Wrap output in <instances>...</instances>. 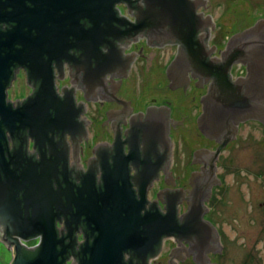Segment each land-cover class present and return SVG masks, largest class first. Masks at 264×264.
I'll use <instances>...</instances> for the list:
<instances>
[{"label":"water","instance_id":"water-1","mask_svg":"<svg viewBox=\"0 0 264 264\" xmlns=\"http://www.w3.org/2000/svg\"><path fill=\"white\" fill-rule=\"evenodd\" d=\"M114 1L120 0H0V239L13 248L9 264H65L70 256L71 264H149L170 235L182 246L171 249L169 264L183 260L181 250L193 253L198 264L216 263L209 262L206 251L221 252L216 227L202 218L208 211L203 200L212 193V184L220 183L214 159L219 153L228 154V149L220 152V147L236 138L238 122L249 117L264 122V19L232 35L221 57H209L216 47H208L209 27L215 23L210 14L203 17L202 11H195L200 4L205 8L206 0H123L135 21L119 14ZM138 34L146 35L149 44L179 42L166 68L171 88L183 84L185 90L189 69L193 77L198 76L196 85L202 86L212 76L207 94L200 97L203 112L197 121L206 135L222 143L213 151H193L191 162L203 161V165L199 171L192 170L187 197L181 187L159 189L166 212L157 200L148 201L145 193L151 179L158 177V168L164 170L167 182L174 183L166 169L169 108L149 105L144 118L142 111L131 114L121 140L120 122L126 123L131 106L129 100L113 94L120 79L111 76H125L137 54H123L122 48ZM64 60L73 84L63 85L61 96L53 76L64 75ZM238 60L247 64V74L232 81L229 70ZM16 65H23L33 89L22 105L16 99L12 108L9 100L5 105L4 86L15 77ZM75 85L88 99L98 94L123 102L120 109L106 110L108 118L101 125L111 119L114 141L92 147L97 156L89 158L85 171L77 164L78 141L81 135L87 137L88 119L78 113L85 110L83 101H73ZM65 131L72 142L70 167ZM28 135L34 138L33 152L26 149ZM131 167L134 174L129 172ZM132 184L137 185V193ZM182 198L189 205L178 216L177 202ZM62 217L63 226L58 229L55 223ZM76 231H83V240H76ZM38 234L39 242L33 246L19 240ZM182 239L189 241L188 248Z\"/></svg>","mask_w":264,"mask_h":264},{"label":"flooded vegetation","instance_id":"flooded-vegetation-1","mask_svg":"<svg viewBox=\"0 0 264 264\" xmlns=\"http://www.w3.org/2000/svg\"><path fill=\"white\" fill-rule=\"evenodd\" d=\"M114 7H117L118 13L126 16L130 21H135V14L130 13L128 11V6L125 1H114ZM205 8L203 4H200L196 7V12H203V17L207 14H210L213 18V22L215 26L209 27V38H208V47H211L213 44L216 46L215 51L209 54V57L218 56L221 57V51H223L226 47L227 40L234 35L235 33L245 30L251 26H253L259 19H264V9L257 10L254 12L253 16L249 19H238L237 22L234 23L233 17H228L227 23L229 24L228 28H226L223 32L224 37L220 36V24L224 23L225 19H220L219 12L216 11L214 6V0H206ZM264 7V5H263ZM249 11V10H248ZM234 23V24H232ZM179 42H164L162 45L158 44H149L147 42L146 35L142 34L140 36L137 35L136 39H130L126 46L122 48L123 54L126 52L134 51L135 54L127 74L125 76H111L112 79L117 80L120 79V83L118 88L113 92L115 96L122 100H129V105L131 106V111L125 115L126 123L120 122V131H121V140L126 137L124 133L125 128L130 127L129 116L131 114L137 113L138 111H142V118H144L146 114V107L149 105L160 106L165 105L169 108V118L172 120H168V133L170 141V149H169V162L168 167L166 168L168 171H171V175L174 178V183L167 182L164 179L165 172L162 168H158V177L151 179V185L146 187V199L148 201H152L153 199L157 200V204L162 212H166V208L163 205L166 204L165 201H162L157 192L161 188L169 187L172 189L181 187L182 190L185 191V195L192 189V184L189 182L192 170L199 171L201 170L200 166L203 165V161H195L191 162L193 158V151L199 148H205L210 151L216 150V147L222 143V141H217L215 137H209L206 135L198 126L197 117L200 113L203 112L202 101L200 97L203 94H207L209 88V82L212 79L210 76L205 82L202 81V86L196 85L195 81L198 80V76L191 74V69L187 70V76L189 77V82L184 90L183 84L176 85L171 88L169 86L170 78L166 74V68L168 64L174 59L177 54V47ZM142 46L140 52L138 50ZM143 54V55H140ZM145 55V56H144ZM63 62V71L64 75L61 76H53V82L55 85L56 92L58 91L61 96H63V91L61 87L66 85L67 88L70 87L73 82L71 81V75L69 74V67L67 60ZM246 63H243L241 60L233 61L231 63V67L229 73H231L232 81L236 80L238 76L245 77L247 74ZM53 74L57 75V67L53 66ZM110 73L106 72L105 77L109 78ZM143 75H149L151 77V83L147 87V91L141 90L143 88L144 79ZM14 76L9 79V86L5 84L4 92H5V105H7L8 100L12 104V108H16L17 101L19 100V105H22V99L27 97L28 94L32 93L33 86L29 84L26 80V70L23 65H16V70L14 71ZM143 81V82H142ZM156 82H159L160 85L157 86ZM110 84V80H107V85ZM161 86V89L159 87ZM155 87H158L156 89ZM143 91V92H142ZM109 92H112L109 89ZM162 96H157V95ZM73 101L76 104L79 100L83 101L84 109L82 112L78 111L81 117L84 119H88V122L84 124V127L87 132L86 139L83 135H81V139L79 142L78 155L79 159L77 160V164L82 166L83 171L88 167V160L90 157L97 156L95 152L92 151V147L96 143L107 142L108 144H112L114 141V130L111 127V119L107 120V123H102V121L106 120L107 114L106 110L109 109H120L123 106V102H118L116 99H104L97 97L95 99H88L84 96L83 89L77 85L74 87V92L72 93ZM160 97V98H159ZM183 117V119H182ZM182 119V120H181ZM181 120V123H176L174 126L171 124V121ZM257 126V127H256ZM258 130L259 133H255ZM6 134L9 135V131L6 129ZM70 137V133L65 131V139L68 144V167L71 165L72 157V142ZM236 138H231L226 141L225 145L220 147V152L223 149H228L229 152L225 156L224 153L218 154V159H214L215 163V174L218 178H220V183L212 184L211 186V194L207 196L208 199H204L203 203L208 207V211H205L202 214V218L208 219L217 229L220 235V241L223 244L221 247V252L219 250L213 251L208 250L205 252L209 257V262H216L214 264H220V257L225 254L226 245L223 241V233H225V228L220 227V225L212 218L211 211L213 209L212 203L214 200H217L222 196V194L218 193V190L224 191V185L226 183L225 176H222L225 168L223 163V159L226 157L230 158L229 164V205L231 214L233 215L239 209H242L244 206L245 215L250 214L251 211H255L259 209L261 206L264 207V199L259 198L257 194L252 193L246 195V189L243 187V182L247 178L248 169L244 160L246 157L243 154L236 153V146L240 143L250 144L251 139L257 141L259 140L260 147H264V122L258 118L249 117L245 120L239 121L237 125V132L235 133ZM33 143L34 138L28 135L27 138V151L33 152ZM142 142H139V147H141ZM8 146L11 149L12 142L11 139H8ZM185 146V149L182 148ZM179 148L182 151L181 158L182 162L178 165V168L175 163V151ZM259 148V149H261ZM128 143L127 141L123 142V152L124 154L128 153ZM258 149V150H259ZM264 149V148H262ZM36 157L39 158V153L36 152ZM209 168V164L205 165ZM264 170V169H263ZM131 174H134V167H131L129 170ZM101 169L99 168L98 172H95V175H100ZM238 178H244L243 181H240V185L236 186V182ZM132 187L135 188V193H137V185L132 184ZM188 188V191L187 189ZM226 187V189H228ZM249 203L254 204V207L251 210H248L247 205ZM146 208H148V203H145ZM187 198H182L181 202H177V215L180 216L181 213L187 212L188 209ZM255 205L259 207L256 208ZM264 210V208H263ZM144 211V208L141 209V212ZM64 218H61V222L56 220V227L60 229L63 226ZM229 229L231 231H235V228L232 224H229ZM66 232V229H63ZM83 231H76V240H83ZM61 235L59 231L58 236ZM36 238L35 242L29 244L28 241L30 239ZM40 234L28 238L23 239L19 237V240L25 244L26 246H33L39 242ZM92 240V238H90ZM181 242L189 247V241H185L182 239ZM244 247V249H233V253H231V263L230 264H251V259L249 258V252L245 250V244L239 243ZM182 246V244H178V241L174 239L173 235L166 236L163 239V246L158 255L151 257L149 260V264H169L170 259V251L174 247ZM8 252L9 258L4 264H9L13 257V248L8 247L6 242L0 239V257L3 255V252ZM259 251H263V254H259V263L264 264V247L259 249ZM182 254L185 256L183 260L175 259L176 264H198L193 259V253H189L187 255L185 250H181ZM124 258L127 257L126 253L123 252ZM73 261V256H70L68 259L65 258V264H71ZM256 264V263H254Z\"/></svg>","mask_w":264,"mask_h":264},{"label":"rangeland","instance_id":"rangeland-1","mask_svg":"<svg viewBox=\"0 0 264 264\" xmlns=\"http://www.w3.org/2000/svg\"><path fill=\"white\" fill-rule=\"evenodd\" d=\"M264 0H214V6L216 11L219 12L220 19H225L224 23L220 24V36L224 37L223 32L226 28H228L229 24L227 23L228 17H233L234 23H236L238 19H249L253 16L254 12L264 7ZM249 10V11H248ZM232 23V24H234ZM144 82L143 88L141 90L147 91L148 85L151 83V77L149 75H143ZM157 86L160 85L159 82H156ZM158 89V87H155ZM161 89V86L159 87ZM143 92V91H142ZM157 96H162L157 95ZM160 98V97H159ZM257 127V126H256ZM259 133L258 130L255 133ZM256 133V134H257ZM259 140L255 141L253 138L250 141V144L240 142L236 146V153L243 154L246 157L244 162L246 163L248 174L247 178L243 182V187L246 189L245 194L255 193L259 198L264 199V147H260ZM185 149V146H182ZM261 148V149H259ZM175 151V163L178 168V165L182 162L181 154L182 151L177 148ZM259 149V150H258ZM187 152V149H185ZM224 172L222 176H225L226 183L224 185V191L218 190L217 192L222 194L220 198L214 200L212 203V218L220 225V227L225 228V233H223V241L226 245L225 254L220 257V264H230L231 263V253L233 249H244L242 245L239 243L245 244V250L249 251V258L251 259V264H260L259 262V254H263V251H259V249L264 247V207H260L257 210H253L245 215L244 206L242 209L237 210L232 215L230 210V201H229V164L230 158L226 157L223 159ZM244 178H238L236 182V186H239L240 181L242 182ZM226 187L228 189H226ZM258 208V205H255ZM248 210L254 207V204L249 203L247 205ZM229 224L235 228V231H231L229 229ZM36 238L30 239L28 241L29 244L35 242ZM233 253V252H232ZM9 258L8 252H3V255L0 257V264H4Z\"/></svg>","mask_w":264,"mask_h":264}]
</instances>
